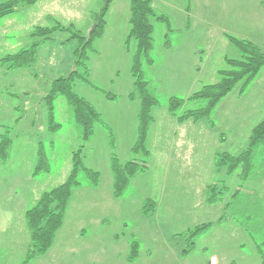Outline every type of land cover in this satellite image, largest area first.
I'll use <instances>...</instances> for the list:
<instances>
[{
	"label": "rangeland",
	"instance_id": "1",
	"mask_svg": "<svg viewBox=\"0 0 264 264\" xmlns=\"http://www.w3.org/2000/svg\"><path fill=\"white\" fill-rule=\"evenodd\" d=\"M150 2L155 15L162 18L150 17L152 63L142 65V74L149 82L148 90L158 99L147 131V157L131 149L138 136V101L132 104L128 97L133 89L130 66L136 49V41L129 36L130 0H38L31 5L20 4L13 13L0 18V59L7 53L29 48L31 41H39L42 37L31 36L38 26L52 27L59 23L72 29L55 30L52 40L39 41L31 65L12 70L0 67V124L8 126L12 138L9 162L0 163V213L4 215L0 226L12 234L5 211L20 204L14 198V191L19 193L17 186L48 190L59 184L70 170L72 152L82 143L83 165L100 174L97 191L86 190L84 194L83 190L74 196V190L69 208L70 224L67 221L70 227L63 228L55 237L50 252L33 264H210L211 256L217 260L211 264H231L230 259H235L232 264H256L254 259L260 255V248L264 255V213L258 210V203L253 202L254 196L247 195L248 189L241 179L238 193L241 202L247 203V209L239 210L235 197L225 206L221 202L225 189L221 194L219 189L227 185L230 193L234 192L231 182L225 179V172L215 167L216 153L236 154L240 148L244 149L239 145L243 141L238 129L256 117H248L238 104L231 123L237 129L234 133L225 132L224 140L216 129L214 136L209 134V128L204 125L198 133H194V128L193 132L185 130V139L192 141L194 146L193 167L189 166L185 173L193 171L189 178L184 177L185 174L175 176L169 169L163 170L160 163L163 154L173 162H180L182 156L174 145L167 152L163 150V139H174V125L177 124L167 121L171 117L168 116V99L172 96L185 98L201 85L214 83L218 70L226 68L225 57L240 58L239 49L228 36L252 39L259 47H264V16L252 11L264 7V0ZM106 4L102 33L93 37L87 50L89 82L73 81V91L101 113L104 123L95 124L90 139L84 142L80 131L70 121L72 111L62 95H57L53 102L54 120L61 128L54 133L48 131L44 96L55 78L66 76L73 68L74 51L80 42L77 37L70 38V32L80 29L78 34L87 38L96 22L92 21L86 29V12L89 8L100 12ZM46 15L56 22L48 20ZM12 34L14 36H10ZM2 70L7 73L3 74ZM106 93L116 98L107 100ZM203 103L202 99L190 100L186 108H198ZM10 106L18 109L11 110ZM223 113L222 106L218 121L215 119L221 128L224 127ZM3 130L0 127V132ZM41 143L49 169L47 173L32 175ZM112 157L122 165L128 161L146 164L144 171L130 178L126 191L117 198L112 194ZM181 176L180 180L176 179ZM250 176L264 180V147L256 150ZM83 178L85 176L80 173L82 186L85 185ZM218 178L222 179L217 182ZM213 183L217 185V196L222 197L219 201L206 204L197 197V203H191L190 188L194 194L198 187H203L201 192ZM94 194L104 199L102 207L90 205ZM110 197L112 203L107 200ZM151 201L152 206L148 204ZM221 216L223 221L219 223L217 219ZM232 216L242 227L224 220ZM24 220L19 233L27 247L29 233ZM207 222L211 223L209 228L193 238L191 246L185 234ZM78 229L84 231L80 233ZM247 233L262 244H254ZM8 247L1 243L0 253L6 252ZM2 263L17 264L18 260L12 258Z\"/></svg>",
	"mask_w": 264,
	"mask_h": 264
},
{
	"label": "trees",
	"instance_id": "2",
	"mask_svg": "<svg viewBox=\"0 0 264 264\" xmlns=\"http://www.w3.org/2000/svg\"><path fill=\"white\" fill-rule=\"evenodd\" d=\"M38 0H6L0 2V18L11 14L20 4L31 5ZM128 23L130 25L129 36L136 41V49L132 54L130 72L133 78V89L128 93L131 100L138 101V136L132 146V151L140 153L144 157L148 156L146 148L147 131L150 123L153 121L152 109L158 104V99L148 90L149 82L143 76L142 65L151 64L152 51V31L153 25L150 17L155 16L161 19L162 16H156L152 8L150 0H130ZM107 4L100 12H93L92 21L96 22L95 28L87 36V38L79 35V30L70 32V38L77 37L79 46L74 51L75 61L73 68L66 76L55 78L49 86V90L44 96L47 110V129L55 132L61 128V124L54 120V100L57 95H62L67 101L72 111V124L80 131L82 141H88L94 131L95 124L104 125L101 113L85 98L73 91V81L89 82V69L86 65L88 59L87 50L91 47V41L95 35L102 33L105 23L104 16ZM55 30H72L65 25L55 23L52 27L38 26L31 36L34 38L42 37L39 41L52 40L51 34ZM228 39L239 49L240 58H227L224 61L226 68L219 69L218 78L214 83L204 84L195 90L188 97H170L168 99V111L176 118L177 121L185 120H207L213 125L212 113L218 103L235 89L243 90L264 67V48L259 47L254 41L244 38L229 37ZM38 40H34L29 48H22L15 53L7 54L0 59V65L6 69L22 68L31 65L35 60ZM128 41V39H127ZM82 70V73L80 72ZM95 89H99L93 85ZM106 98L115 99L116 95L111 93L105 94ZM202 99L203 105L198 108H186L190 100ZM0 132V163L6 161L9 149L12 144L10 131L8 126L3 127ZM110 133V132H109ZM111 136V133H110ZM264 147V119L255 124L249 134L248 144L245 149L236 154L232 153H216L215 167L218 171L223 170L226 175L236 174L241 180L249 178V172L253 165V157L256 150ZM84 143L72 152L71 167L67 176L62 182L45 190L39 194L34 203L25 211L24 218L29 231V242L25 249L22 264L30 262L45 252L52 246L56 233L64 222V217L68 203L75 189L82 186L80 181V173L85 176L84 183L88 187H96L99 184L100 174L98 171L87 168L83 165ZM37 162L34 167L35 173L47 172L49 167L43 153L42 143L38 144ZM111 171L113 176L112 194L114 197H121L126 191L130 178L138 172L144 171L146 164L144 161H128L123 165L120 164L116 157H112ZM217 185L213 183L205 189V201L208 204L218 201ZM226 189L222 185L220 194ZM225 192V191H224ZM151 206L153 202H148ZM210 225L202 223L189 230L187 239L192 246L193 238ZM132 250L136 251L134 243ZM260 257L264 264V255L261 252ZM187 251V250H185Z\"/></svg>",
	"mask_w": 264,
	"mask_h": 264
},
{
	"label": "crops",
	"instance_id": "3",
	"mask_svg": "<svg viewBox=\"0 0 264 264\" xmlns=\"http://www.w3.org/2000/svg\"><path fill=\"white\" fill-rule=\"evenodd\" d=\"M244 1H246V0H244ZM256 4L259 5L258 3H256ZM252 11L255 12L256 14L261 12V14L264 16V7H260L259 9H257V11L252 9ZM93 12H95V9H92V8H89V11L86 12V15H87V27H86V29H88L91 26V23H92L91 15L93 14ZM47 19L52 21V22L54 21L49 16H47ZM55 22L56 21H54L53 23H55ZM67 26H69V25H67ZM76 29H78V28H76ZM79 31H81V30L79 29ZM10 36H14V34H12ZM6 37H9V36L6 34ZM250 40H252V39H250ZM46 41H49V40H45L44 42H46ZM252 41H254V40H252ZM31 43H32V41H31ZM262 48H264V47H262ZM10 53H13V52H10ZM7 54H9V53H7ZM7 54H5V55H7ZM0 67H2V66L0 65ZM2 73L4 74L7 72L2 70ZM24 94H25V92H24ZM1 95H0V98L2 97ZM180 97H182V96H180ZM116 100H111V101H116ZM130 101L132 102V104H135L136 100L130 99ZM238 104L241 105V107L244 109V112L247 114L248 117H256V118H254V120L252 122L250 120V122H248L247 125H244V127L238 129V131L240 132L239 134H242L240 136V140L243 141V142H239V145L241 147H244V149H245L247 144H248V137H249V134H250L252 127L255 124H257L258 122H260L262 119H264V116H261V115H264V67L260 69L257 76L243 90L235 89L230 94L225 96L218 103V105L214 108V111L212 113L213 125L209 124L207 120H203V119L198 120V121L185 120L183 122H178L168 111V114H169L168 116L169 117L171 116L170 119L173 118L175 121H170V119H167V121L168 122H174L177 124L174 125V129H175L174 134H173L174 139L170 140V137L169 138L165 137L163 139V150L165 152H167L174 145L175 147L179 148L182 156L179 157L181 160L180 162H173L170 157L167 158V156L165 154H163L160 158V163L164 166L163 170L164 169L172 170L175 172V176H179L180 174L184 175L186 173V169H189L188 168L189 166L193 167L194 146H193L192 141L189 142L188 140L185 139V135H184V134H186V132H184L185 130L188 129L189 131H187V132H193V128H194V133H198L201 126L204 125L205 128H209V130H210L209 134H211L212 136H214L213 130L216 129L217 134L220 135L221 138H223L222 140L225 139V136H226L225 132L229 131V132L234 133L237 129V126L234 124H231L233 122L232 121V113H233V117H234V113L237 109ZM222 106L224 108V113L222 115V118L224 119V122H223L224 127L223 128H221L219 126V124L217 125L220 108H222ZM10 109L14 110V109H18V108L16 106H10ZM136 112H138V110ZM136 112L134 113L135 116H136ZM215 119H217V121ZM187 121H189V123H185ZM186 124H190V125L186 126ZM195 125H199L198 129L195 128ZM0 127H5V126L0 124ZM224 130H226V131H224ZM241 150H242V148H240L239 151H241ZM4 162H9V154H8L6 161H4ZM18 174L20 175L19 172H18ZM38 174L39 173L36 174L34 170L32 171V175H38ZM192 175H193V171L191 170L187 174H185L184 177L189 178V176H192ZM181 178H182V176L178 177L176 179L180 180ZM221 179L222 178H218L217 182H219V180H221ZM225 179L228 181V183L231 182L232 190L234 193L231 194L230 190L228 189V186L226 185L224 200L221 202H224L225 206H227L230 202H232V199L235 197L236 202L238 203L239 210L243 211V210L247 209V203L241 202V197L238 193L241 190L239 188V186L241 185L240 178L236 174H232V175H226ZM243 180H244V182L242 184H246V188L248 189V191L246 192L247 195L254 196L253 202L258 203V205H257L258 210L260 212L264 213V180L261 178H258V177H251V176L249 178L243 179ZM17 187H19V193L14 191V193H15L14 198L19 200L18 202H20V204L17 206L9 207L5 211L8 213L7 223L11 224L12 234L10 235V234L6 233V231H4V229L0 226V244L4 243V244H7L9 246L7 248L6 252L0 253V264H3L2 263L3 261H8L12 258L18 260L17 264H22L24 252H25V249L27 248L26 246H24V241H23L22 237H20L21 234L19 233L23 228L22 221L25 219L24 214H25V211L34 203V201L39 196V194L41 192L45 191V190H39V189L35 188V186H31V187L17 186ZM99 188H100L99 184L96 187H88L85 185L80 186L75 190L74 196H75L76 192H77V194H79V193H82V191L84 190L83 192H84V194H86V190L88 192H95ZM201 189L198 187L197 190H194V194H193V189L190 188V199L189 200L191 201L192 204L197 203V197L199 199L202 198L203 202L208 204L205 201V189L206 188L200 192ZM20 193L22 194L21 198L18 197ZM71 200L72 199H70L68 206H67V209H66L67 212L65 213L64 222H63L62 226L60 227V229L57 231L56 236L61 232V230H63V228L70 227L68 225V223L70 224V222H71L70 221L71 219H69L71 216L69 213ZM107 200L110 203H112L111 197ZM103 201H104V199H102L101 197L97 198V195L94 194L93 195V203H91L90 205H98L99 207H102ZM1 218L3 219L4 215L0 213V225L2 223ZM222 218H223L222 216L219 217L217 219V221L219 223H221L223 221ZM224 220L225 221H231L232 223L236 222L237 225L242 227V223H240V221L235 216H232V217H230L228 219H224ZM67 221H68V223H67ZM25 224H26V222H25ZM261 227L262 226L260 224L259 229H261ZM207 228H209V227H207ZM16 229H18V230H16ZM25 229L29 233L27 226L25 227ZM78 231L80 233H82L84 231V229H78ZM245 231H247V230H245ZM247 234L251 237L250 239H253L254 244H256L258 246L262 244V243L256 242L251 234H249V233H247ZM198 235L196 236V238L198 237ZM28 242H29V240H28ZM241 244H242V242L239 241L238 245H241ZM11 245H14V247H12ZM14 250H16V251H14ZM49 250L47 252H45L44 254H42L36 258H33L31 260L32 261L31 264L39 263L41 261V258L50 252ZM17 251H18V254H17ZM257 256L256 257L258 260L255 258L254 262L256 264H263V261L260 257L261 255H257ZM210 259H211V260H209L210 264L212 262H214V263L217 262V260L213 256H211ZM234 260L235 259H230L231 264L234 263ZM30 262H28L26 264H29Z\"/></svg>",
	"mask_w": 264,
	"mask_h": 264
},
{
	"label": "water",
	"instance_id": "4",
	"mask_svg": "<svg viewBox=\"0 0 264 264\" xmlns=\"http://www.w3.org/2000/svg\"><path fill=\"white\" fill-rule=\"evenodd\" d=\"M93 27H95V25H93Z\"/></svg>",
	"mask_w": 264,
	"mask_h": 264
}]
</instances>
